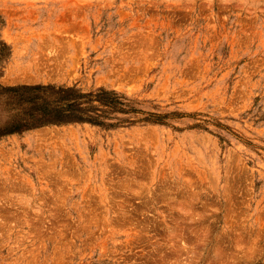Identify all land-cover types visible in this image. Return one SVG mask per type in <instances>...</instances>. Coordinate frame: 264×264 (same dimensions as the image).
Segmentation results:
<instances>
[{
  "label": "rangeland",
  "instance_id": "1",
  "mask_svg": "<svg viewBox=\"0 0 264 264\" xmlns=\"http://www.w3.org/2000/svg\"><path fill=\"white\" fill-rule=\"evenodd\" d=\"M0 264H264V0H0Z\"/></svg>",
  "mask_w": 264,
  "mask_h": 264
},
{
  "label": "trees",
  "instance_id": "2",
  "mask_svg": "<svg viewBox=\"0 0 264 264\" xmlns=\"http://www.w3.org/2000/svg\"><path fill=\"white\" fill-rule=\"evenodd\" d=\"M24 89L27 90H40L42 89V86L40 85H36V86H23ZM101 95H99L100 99L104 101V103L108 106V108H110V110H117V109H124L121 108L119 105L124 104L121 100L122 96H109L106 92H100ZM67 95H72L71 92H69V89L67 90ZM76 95H80L83 96V94H76ZM88 95H92L91 93ZM68 109L67 112H64L63 110H56L55 114L53 116H48L46 117L44 120L40 121V122H36V126H41L47 123H63V122H68V121H75V120H86V118H83V116L77 115L76 112L72 111V109H74L73 107H76L75 110H79V106H77V104L73 103V104H68ZM71 110V111H70ZM81 110V109H80ZM124 111V110H123ZM94 119V118H93ZM93 123L98 124L101 127H105V128H110V127H114L115 124L113 123H109L106 121H102V120H97L96 122L94 120H87ZM35 124H32V126Z\"/></svg>",
  "mask_w": 264,
  "mask_h": 264
}]
</instances>
